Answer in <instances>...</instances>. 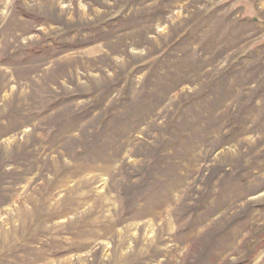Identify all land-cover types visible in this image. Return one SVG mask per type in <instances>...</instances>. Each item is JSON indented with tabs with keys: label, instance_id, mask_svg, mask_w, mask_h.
Here are the masks:
<instances>
[{
	"label": "rangeland",
	"instance_id": "1",
	"mask_svg": "<svg viewBox=\"0 0 264 264\" xmlns=\"http://www.w3.org/2000/svg\"><path fill=\"white\" fill-rule=\"evenodd\" d=\"M0 264H264V0H0Z\"/></svg>",
	"mask_w": 264,
	"mask_h": 264
}]
</instances>
